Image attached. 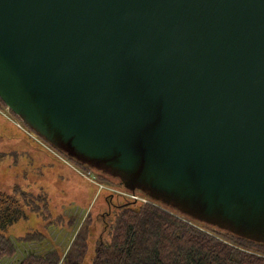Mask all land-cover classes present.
<instances>
[{"label":"water","instance_id":"95a60500","mask_svg":"<svg viewBox=\"0 0 264 264\" xmlns=\"http://www.w3.org/2000/svg\"><path fill=\"white\" fill-rule=\"evenodd\" d=\"M0 99L125 189L264 244V0H0Z\"/></svg>","mask_w":264,"mask_h":264},{"label":"trees","instance_id":"16d2710c","mask_svg":"<svg viewBox=\"0 0 264 264\" xmlns=\"http://www.w3.org/2000/svg\"><path fill=\"white\" fill-rule=\"evenodd\" d=\"M5 157L0 151V166ZM72 161L80 169L93 171L99 183L117 191L127 190L119 179ZM101 194L102 208L95 216L88 213L79 224L77 216L54 214L44 193L34 194L19 182L11 194L0 188V263L15 258L22 245H44L53 229L79 226L66 251L53 247L27 252L17 264H264V244L193 219L196 225L189 224L176 210L134 202L108 189ZM27 213L43 220L44 230L13 238L9 229L28 219ZM97 222L102 224L101 230L96 228Z\"/></svg>","mask_w":264,"mask_h":264},{"label":"rangeland","instance_id":"374dc122","mask_svg":"<svg viewBox=\"0 0 264 264\" xmlns=\"http://www.w3.org/2000/svg\"><path fill=\"white\" fill-rule=\"evenodd\" d=\"M6 107L0 102L1 111H5ZM1 115L0 151L6 154L0 166L1 190L11 194L14 185L19 182L23 184L24 189L34 194H46L50 208L56 215L77 216L79 224L85 220L88 213L95 216L104 204V194H101L100 186L90 181L91 178L98 182L95 173L77 167L72 159L47 143L13 112L11 119L15 118L26 132L8 119L10 123L4 120ZM101 185L119 194L124 192L104 184ZM157 203L169 211L174 210L162 203ZM28 217L11 226L9 232L13 238L30 231L44 230L43 220L35 214H28ZM101 225L98 222L95 224L98 230L102 229ZM79 228V226L74 228L65 226L53 229L49 231V241L44 245H22L15 258L5 259L0 264H17L27 252L31 251L41 252L53 247L66 251Z\"/></svg>","mask_w":264,"mask_h":264},{"label":"built area","instance_id":"2783aa9c","mask_svg":"<svg viewBox=\"0 0 264 264\" xmlns=\"http://www.w3.org/2000/svg\"><path fill=\"white\" fill-rule=\"evenodd\" d=\"M0 113L2 114L3 117H5L10 122L14 123L17 127H19L20 129L25 131V128L15 118L11 119L12 112H11V110L8 107H6L5 111H1L0 110ZM88 173H90V172H88ZM90 181L93 182V183H96L97 185H99L100 186V190L106 189V187H103L100 183L94 181L91 178H90ZM120 194L123 197H126L127 199H129L131 201H134V202H140V203H143V204H152V205H155V206H160L157 203V201H155V200L151 199L150 197H148V196H146L144 194H141V193L131 192V191H124V192H120ZM176 214H177V216L179 218L183 219L184 221L188 222L189 224L196 225L195 223H193L192 219L190 220V218L188 219V218H186V216L184 217L182 215H179L178 213H176Z\"/></svg>","mask_w":264,"mask_h":264},{"label":"flooded vegetation","instance_id":"af4514ba","mask_svg":"<svg viewBox=\"0 0 264 264\" xmlns=\"http://www.w3.org/2000/svg\"><path fill=\"white\" fill-rule=\"evenodd\" d=\"M137 192V191H136ZM114 205H110V209L113 208Z\"/></svg>","mask_w":264,"mask_h":264},{"label":"bare ground","instance_id":"6f19581e","mask_svg":"<svg viewBox=\"0 0 264 264\" xmlns=\"http://www.w3.org/2000/svg\"><path fill=\"white\" fill-rule=\"evenodd\" d=\"M90 256H91V255H90ZM90 256H89V257H90ZM89 257H88V258H89Z\"/></svg>","mask_w":264,"mask_h":264}]
</instances>
